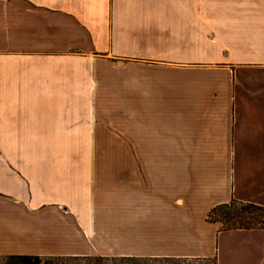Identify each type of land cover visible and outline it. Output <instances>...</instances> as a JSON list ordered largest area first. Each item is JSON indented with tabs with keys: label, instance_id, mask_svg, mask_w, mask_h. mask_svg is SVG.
Returning a JSON list of instances; mask_svg holds the SVG:
<instances>
[{
	"label": "crops",
	"instance_id": "crops-1",
	"mask_svg": "<svg viewBox=\"0 0 264 264\" xmlns=\"http://www.w3.org/2000/svg\"><path fill=\"white\" fill-rule=\"evenodd\" d=\"M231 200L264 207V0H0L1 256L107 209L113 255L264 264Z\"/></svg>",
	"mask_w": 264,
	"mask_h": 264
},
{
	"label": "rangeland",
	"instance_id": "rangeland-1",
	"mask_svg": "<svg viewBox=\"0 0 264 264\" xmlns=\"http://www.w3.org/2000/svg\"><path fill=\"white\" fill-rule=\"evenodd\" d=\"M246 169L247 168H244V171ZM99 210L100 209H94V213L92 212L89 214V221L86 224V229L80 230L82 238H79V236H77L75 232L69 228L67 221H63L58 217L52 216V219L42 218L39 220L21 217L20 228L17 230V232H21L22 230L24 233H21V237H16L15 241H17V243H21L23 246H26L28 249H30L29 251L32 252L42 251L55 255L78 250L81 253L80 255H100L101 253L111 256L113 255L112 253H116L117 251H120V249L124 248L127 235L123 230V226L120 228L119 223H117L116 229L113 227L111 228L108 225L109 215H107V209L102 210L104 211L105 215L99 214ZM103 216L105 221L103 219L101 221ZM122 217L123 216L117 214L115 219L118 221H123ZM206 217L205 222L209 223L206 221ZM45 226L48 230L46 232L41 230ZM185 264L212 263L208 259L201 261L189 260Z\"/></svg>",
	"mask_w": 264,
	"mask_h": 264
},
{
	"label": "trees",
	"instance_id": "trees-1",
	"mask_svg": "<svg viewBox=\"0 0 264 264\" xmlns=\"http://www.w3.org/2000/svg\"><path fill=\"white\" fill-rule=\"evenodd\" d=\"M206 221L220 223L221 230L264 229V207L253 203L231 200L210 209ZM210 260L213 258L159 257L137 255H24L0 256V264H185L189 260Z\"/></svg>",
	"mask_w": 264,
	"mask_h": 264
}]
</instances>
